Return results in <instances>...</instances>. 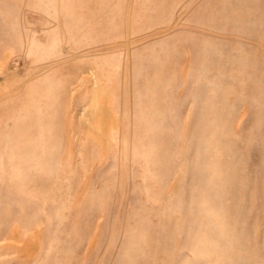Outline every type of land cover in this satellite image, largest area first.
Returning <instances> with one entry per match:
<instances>
[{"label": "rangeland", "instance_id": "obj_1", "mask_svg": "<svg viewBox=\"0 0 264 264\" xmlns=\"http://www.w3.org/2000/svg\"><path fill=\"white\" fill-rule=\"evenodd\" d=\"M0 264H264V0H0Z\"/></svg>", "mask_w": 264, "mask_h": 264}]
</instances>
